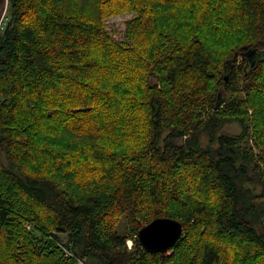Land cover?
<instances>
[{"label":"trees","instance_id":"16d2710c","mask_svg":"<svg viewBox=\"0 0 264 264\" xmlns=\"http://www.w3.org/2000/svg\"><path fill=\"white\" fill-rule=\"evenodd\" d=\"M8 1L0 264H264V0L213 39L209 0ZM159 217L183 235L150 253Z\"/></svg>","mask_w":264,"mask_h":264},{"label":"rangeland","instance_id":"374dc122","mask_svg":"<svg viewBox=\"0 0 264 264\" xmlns=\"http://www.w3.org/2000/svg\"><path fill=\"white\" fill-rule=\"evenodd\" d=\"M220 1H222V0H209L208 2H206L205 4H203L200 7L201 13H205V15L210 16L209 28L212 30V32L213 31L217 32V33H212V34H214L212 36V39L216 38L217 35H218V37L220 36V34H218V32L222 34L221 36H223V38H226L227 37L226 33L228 32L227 27L229 28V27L236 25V22H234V21H237L234 18L228 19L226 17V14H222L224 11V8L222 7L221 4H219ZM8 3H9L8 0H0V29L3 28V26H5V23L7 21L8 15H9ZM179 7L185 8L180 1H177L172 6V9L177 10ZM136 13H137V11H135V10L124 9V11H122L120 13L113 14V15H110V16H107L104 18L105 26H106L108 32L113 36V38L116 41H124L125 40L124 33H125L127 21L132 19L133 17H135ZM223 24L224 25L226 24V26H223ZM163 31H164L163 34H166L169 32L168 29H164ZM224 129L230 133L240 132V127L237 124H227ZM125 226H127V220H126L125 216H123L121 218L120 223H119L118 230H120V231L123 230ZM61 237L64 240L66 239V235H61ZM225 248L227 250L228 249L231 250V248L229 247V244H227V246H225ZM225 256L227 257L226 253H225ZM78 264H81V261H79Z\"/></svg>","mask_w":264,"mask_h":264},{"label":"water","instance_id":"95a60500","mask_svg":"<svg viewBox=\"0 0 264 264\" xmlns=\"http://www.w3.org/2000/svg\"><path fill=\"white\" fill-rule=\"evenodd\" d=\"M183 235L180 221L159 217L144 225L138 232L143 248L150 253H164L172 248Z\"/></svg>","mask_w":264,"mask_h":264},{"label":"built area","instance_id":"2783aa9c","mask_svg":"<svg viewBox=\"0 0 264 264\" xmlns=\"http://www.w3.org/2000/svg\"><path fill=\"white\" fill-rule=\"evenodd\" d=\"M132 241L131 240H129L128 242H127V245H128V247L131 249L132 248ZM81 264H83L82 262H81Z\"/></svg>","mask_w":264,"mask_h":264}]
</instances>
